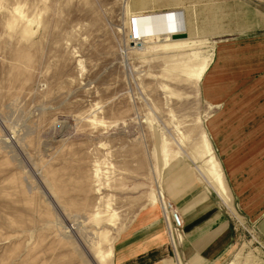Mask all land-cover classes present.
<instances>
[{"label": "rangeland", "instance_id": "1", "mask_svg": "<svg viewBox=\"0 0 264 264\" xmlns=\"http://www.w3.org/2000/svg\"><path fill=\"white\" fill-rule=\"evenodd\" d=\"M261 48L264 0H0V264H113L161 216L173 237L170 197L183 171L213 190V124L245 112ZM233 205L225 263L264 264Z\"/></svg>", "mask_w": 264, "mask_h": 264}, {"label": "crops", "instance_id": "2", "mask_svg": "<svg viewBox=\"0 0 264 264\" xmlns=\"http://www.w3.org/2000/svg\"><path fill=\"white\" fill-rule=\"evenodd\" d=\"M258 46L246 48L254 52V60L262 54ZM247 67V72L252 70ZM263 68L264 64L259 70ZM246 76L250 84V74ZM256 83L257 90H245V112L242 106L228 107L212 127L213 153L231 202L226 203L213 186L211 191L203 185L200 177L186 180L188 173L183 171L180 186L170 197L182 220L181 231L172 237L162 216L134 226L115 241L113 264H224L236 241L233 200V207L264 238V75L259 73ZM196 172L200 173L197 167Z\"/></svg>", "mask_w": 264, "mask_h": 264}, {"label": "bare ground", "instance_id": "3", "mask_svg": "<svg viewBox=\"0 0 264 264\" xmlns=\"http://www.w3.org/2000/svg\"><path fill=\"white\" fill-rule=\"evenodd\" d=\"M182 38H173V39L177 40V39H182ZM184 38H187V37H184ZM207 155H208V159L205 162V167L208 168L207 171H210V175L212 176L211 185L213 186L216 193L226 203L229 204L231 202V196L229 194V189L227 187V184L225 183V180L223 178L221 166L217 162L215 155L213 154V152L209 148L207 150ZM161 197H163V195ZM229 264H235V262L229 263Z\"/></svg>", "mask_w": 264, "mask_h": 264}, {"label": "built area", "instance_id": "4", "mask_svg": "<svg viewBox=\"0 0 264 264\" xmlns=\"http://www.w3.org/2000/svg\"><path fill=\"white\" fill-rule=\"evenodd\" d=\"M171 213V223L173 225L174 230L179 233L181 231V227H182V220L181 217L179 216L177 210L173 207L172 204L168 205Z\"/></svg>", "mask_w": 264, "mask_h": 264}, {"label": "water", "instance_id": "5", "mask_svg": "<svg viewBox=\"0 0 264 264\" xmlns=\"http://www.w3.org/2000/svg\"><path fill=\"white\" fill-rule=\"evenodd\" d=\"M182 13H183V11H182ZM173 37L174 38H182V37L184 38V37H187V33H186V31H184L181 34H175Z\"/></svg>", "mask_w": 264, "mask_h": 264}]
</instances>
